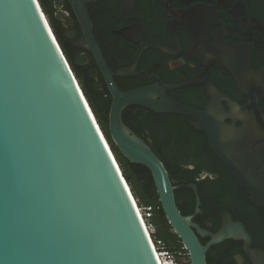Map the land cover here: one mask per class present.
<instances>
[{"label":"water","instance_id":"water-1","mask_svg":"<svg viewBox=\"0 0 264 264\" xmlns=\"http://www.w3.org/2000/svg\"><path fill=\"white\" fill-rule=\"evenodd\" d=\"M68 1L82 30V37L70 44L92 55L112 97L111 137L129 162L150 170L166 217L191 264H208V251L229 240L243 242L251 264H264V250L252 247L248 229L230 212L219 213L216 233L195 223V215L180 212L175 191L183 186L173 185L163 162L124 123L123 113L140 106L155 114L193 118V128L206 135L215 156L263 209L264 115L248 116L214 85L209 86L205 111L167 95L181 86L155 84L121 91L115 78L138 76L139 60L113 72L95 38L87 2ZM118 34L136 44L143 41L140 25ZM142 48L143 53L146 47ZM227 52L236 50L213 48L212 65L235 77L244 92L238 71L223 62ZM224 101L237 119L243 118L244 128L226 122ZM89 110L39 1L0 0V264H160L93 112L87 119ZM187 187L195 192L199 214L198 186ZM207 237L208 243L202 244L200 238Z\"/></svg>","mask_w":264,"mask_h":264},{"label":"flooded vegetation","instance_id":"flooded-vegetation-1","mask_svg":"<svg viewBox=\"0 0 264 264\" xmlns=\"http://www.w3.org/2000/svg\"><path fill=\"white\" fill-rule=\"evenodd\" d=\"M83 1L87 2L86 8L94 28L106 29L104 40L111 51L112 65L120 70L134 66L139 60L136 66L138 76L119 79L137 78L144 83L140 87L155 84L181 86L168 91L167 95L200 111L206 110L210 102L209 86L214 85L224 96L244 108L248 116L255 114L263 117L264 0ZM62 10L69 20L81 28L68 0H64ZM137 25L143 31L141 43L136 44L118 34ZM142 45L146 47L143 53ZM218 46H229L236 50V53L227 52L222 57L227 67L238 71L244 92L235 77L212 65L215 57L213 48ZM157 47L166 49L168 53ZM116 53H119V57ZM222 104L227 115L226 122L235 124L239 129L244 128L243 118L237 119L235 110L227 102ZM184 117L193 127L191 122L194 119ZM206 174H201L200 178H206ZM249 199L254 203L250 196ZM258 224L263 228L262 236L253 237L249 232L253 238L252 247L264 250V217L257 220ZM208 227L203 229L216 233L221 222L217 231L211 230V223H208ZM200 239L204 245L209 241L208 237ZM238 244L242 250L236 249ZM243 246V242L234 241L230 247L234 251H230V255L236 264H251Z\"/></svg>","mask_w":264,"mask_h":264},{"label":"trees","instance_id":"trees-1","mask_svg":"<svg viewBox=\"0 0 264 264\" xmlns=\"http://www.w3.org/2000/svg\"><path fill=\"white\" fill-rule=\"evenodd\" d=\"M38 1L108 141L138 208L144 209L145 218L147 208H152V214L146 222V225L155 231L151 237L152 240L166 243L170 252L176 256H185L189 261L188 251L184 249L181 239L166 217L150 170L129 162L111 137L109 113L112 97L101 71L90 53L70 44L82 37L81 28L64 14L62 10L64 0ZM94 35L110 69L114 72L118 71L119 68L111 63V55H109L111 51L104 40L106 29L95 26ZM116 54L119 57V53ZM116 83L123 92L144 85L137 78H117ZM123 120L160 158L173 185L183 186L175 191V197L178 208L184 216L195 215V223L205 229L209 228L208 223H211L213 228L210 229L217 231L221 222L219 213L226 210L236 221L243 222L253 237L262 236L263 228L257 225V220L264 217L263 209L256 207L250 201L245 189L231 177L225 166L212 152L206 136L191 127L186 122V117L178 114H155L146 108L132 106L124 111ZM201 174H206L207 177L202 179ZM189 184L198 186L202 202L199 214H195L196 196L195 192L187 187ZM200 241L204 244L202 239ZM232 244L234 241H227L212 247L207 253L208 263L236 264L230 255ZM236 249L242 250L240 245ZM181 264L191 263L189 261Z\"/></svg>","mask_w":264,"mask_h":264},{"label":"built area","instance_id":"built-area-1","mask_svg":"<svg viewBox=\"0 0 264 264\" xmlns=\"http://www.w3.org/2000/svg\"><path fill=\"white\" fill-rule=\"evenodd\" d=\"M147 211H148L147 215L151 216L152 208L151 207L147 208ZM142 215L144 217V214H142ZM148 234H150L149 236L152 237V232L151 231ZM153 243H154L153 248H154V251H155L156 256L158 258L159 263L161 262V264H179L178 263V257L174 253L170 252L167 249L166 243H164L162 241H157L156 242L155 240H153ZM184 249H185V247H184Z\"/></svg>","mask_w":264,"mask_h":264},{"label":"snow or ice","instance_id":"snow-or-ice-1","mask_svg":"<svg viewBox=\"0 0 264 264\" xmlns=\"http://www.w3.org/2000/svg\"><path fill=\"white\" fill-rule=\"evenodd\" d=\"M33 2H34V0H33ZM84 107L87 108V104H85ZM90 117H92V112L89 110L88 111V114H87V119L89 120ZM95 124H96L95 119H92V123H91L92 128H93V126ZM99 132H100V129L99 128H96L95 135H97ZM103 139H104V137L103 136H100L99 143H101L103 141ZM106 148H107V144L104 145L103 150L106 149ZM260 180H261L262 183H264V174L261 175Z\"/></svg>","mask_w":264,"mask_h":264},{"label":"rangeland","instance_id":"rangeland-1","mask_svg":"<svg viewBox=\"0 0 264 264\" xmlns=\"http://www.w3.org/2000/svg\"><path fill=\"white\" fill-rule=\"evenodd\" d=\"M141 211H142V214H144V209L142 210L141 209ZM144 216H145V214H144ZM150 216H148L147 214H146V218H144V219H146L145 221L147 222V218H149ZM148 229H149V232L151 231L152 232V235L154 234V229L153 228H151V227H148ZM178 257V262H179V264H181V263H188L189 261L186 259V257L185 256H182V255H180V256H177ZM190 263H191V261H190Z\"/></svg>","mask_w":264,"mask_h":264},{"label":"bare ground","instance_id":"bare-ground-1","mask_svg":"<svg viewBox=\"0 0 264 264\" xmlns=\"http://www.w3.org/2000/svg\"><path fill=\"white\" fill-rule=\"evenodd\" d=\"M83 94H84V93H83ZM105 138H106V137H105ZM111 152H112V151H111ZM112 154H113V153H112ZM113 156H114V155H113ZM115 160H116V159H115ZM133 199H134V198H133ZM135 204H136V200H135ZM136 207H137V211H138V214H139V216H140V219H141L142 223L144 224L146 230L148 231L147 233H150V232H149V229H148V226L146 225V221H145V219H144V217H143V215H142V212L140 211V209L138 208L137 205H136ZM149 235H150V234H149ZM150 240H151L152 245H154L151 236H150ZM159 259H160V258H159ZM160 264H161V262H160Z\"/></svg>","mask_w":264,"mask_h":264}]
</instances>
